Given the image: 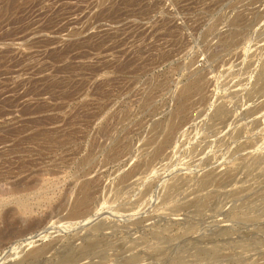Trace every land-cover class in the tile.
Listing matches in <instances>:
<instances>
[{
  "label": "rangeland",
  "instance_id": "1",
  "mask_svg": "<svg viewBox=\"0 0 264 264\" xmlns=\"http://www.w3.org/2000/svg\"><path fill=\"white\" fill-rule=\"evenodd\" d=\"M90 241L264 264V0H0V264Z\"/></svg>",
  "mask_w": 264,
  "mask_h": 264
},
{
  "label": "bare ground",
  "instance_id": "2",
  "mask_svg": "<svg viewBox=\"0 0 264 264\" xmlns=\"http://www.w3.org/2000/svg\"><path fill=\"white\" fill-rule=\"evenodd\" d=\"M198 86V83L197 81L192 83L190 86H188V88H186V90H184L183 94H182V103H181V107L178 109V112H182L184 110V107L186 105V95L191 91L193 90L194 88H196ZM174 129V128H173ZM83 196L82 197H79L76 199L75 201V204H74V207L73 209L71 210L70 212V215L71 216H76V215H79L81 214L85 209H86V200H87V197L90 193V190H89V187L88 186H84L83 187ZM89 191V193H88ZM198 208H199V203H197L196 205ZM195 206V207H196ZM9 234V233H8ZM99 242L100 241H90L88 242L84 247H82L81 249H78V250H73L71 252H69L67 255H65L60 261H58L56 264H72L74 261H76V259L79 257V256H82V255H85L91 251H93V249L99 245ZM41 252V251H40ZM200 252V250H199ZM201 252H202V249H201ZM39 253L36 252V253H31L29 256L33 257V256H36L37 254ZM202 254V253H200ZM204 254V253H203ZM180 264V263H179Z\"/></svg>",
  "mask_w": 264,
  "mask_h": 264
}]
</instances>
